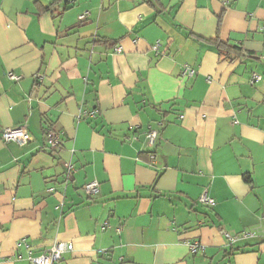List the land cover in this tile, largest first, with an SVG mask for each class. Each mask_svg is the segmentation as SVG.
Listing matches in <instances>:
<instances>
[{
  "label": "crops",
  "instance_id": "0c3cea01",
  "mask_svg": "<svg viewBox=\"0 0 264 264\" xmlns=\"http://www.w3.org/2000/svg\"><path fill=\"white\" fill-rule=\"evenodd\" d=\"M19 125L0 264L55 242V264H264V0H0V132Z\"/></svg>",
  "mask_w": 264,
  "mask_h": 264
},
{
  "label": "built area",
  "instance_id": "2783aa9c",
  "mask_svg": "<svg viewBox=\"0 0 264 264\" xmlns=\"http://www.w3.org/2000/svg\"><path fill=\"white\" fill-rule=\"evenodd\" d=\"M84 17H85V13L79 15L80 19H84ZM153 47L156 48L157 45H154ZM115 51L119 52L120 47H116ZM8 77L12 80L19 79V76L13 75L12 73H8ZM258 79H260V77L256 74H253L251 77V81ZM96 112L97 110L91 112L80 110L79 115L93 116ZM155 135H156V131L153 129L150 130L147 134L148 144L150 146L154 144ZM0 137L4 143L14 142L18 145H23L30 140V135L27 132L26 125L4 128L0 132ZM45 139H46V144L50 149H55L56 147H58L59 144L58 133L54 129L52 128L46 129ZM151 158H153V156H151ZM65 166L68 174L73 169V166L69 163L65 164ZM97 186H98L97 182L93 180L85 183L83 189L86 192V194L91 195L97 191ZM198 201L206 206H213L215 204L214 199L208 195L206 189H204L200 193L198 197ZM102 228H104V225H102ZM222 232L224 233V236L226 237V240L229 244H233L235 241H237L240 238L250 237L255 233L253 230H250V231H244L240 235L231 236L225 231ZM187 244L189 246L190 251L192 252H195L198 248L203 247L197 241L187 242ZM71 249H72V244L69 242H55L50 248L46 249L43 253H41L38 256L30 257L29 260L33 264H55L58 261L63 260V254L67 251H70ZM225 264H229V263L226 262Z\"/></svg>",
  "mask_w": 264,
  "mask_h": 264
},
{
  "label": "trees",
  "instance_id": "16d2710c",
  "mask_svg": "<svg viewBox=\"0 0 264 264\" xmlns=\"http://www.w3.org/2000/svg\"><path fill=\"white\" fill-rule=\"evenodd\" d=\"M57 1V0H54V2ZM217 45H220V46H226L227 48L231 49V50H235V51H238V52H241V49L234 46V45H229L228 43H225L223 41H219L217 39H215V41ZM248 180V179H247Z\"/></svg>",
  "mask_w": 264,
  "mask_h": 264
}]
</instances>
